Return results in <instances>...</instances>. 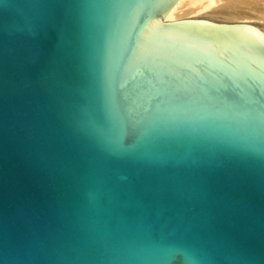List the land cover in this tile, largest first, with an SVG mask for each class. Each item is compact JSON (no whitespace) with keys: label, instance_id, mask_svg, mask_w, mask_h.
<instances>
[{"label":"water","instance_id":"obj_1","mask_svg":"<svg viewBox=\"0 0 264 264\" xmlns=\"http://www.w3.org/2000/svg\"><path fill=\"white\" fill-rule=\"evenodd\" d=\"M178 0H0V264H264V32Z\"/></svg>","mask_w":264,"mask_h":264},{"label":"bare ground","instance_id":"obj_2","mask_svg":"<svg viewBox=\"0 0 264 264\" xmlns=\"http://www.w3.org/2000/svg\"><path fill=\"white\" fill-rule=\"evenodd\" d=\"M208 11H212L210 15L223 13L232 21H237L235 20L237 18L240 21L214 22L200 16L201 13ZM253 19L264 22V0H178L164 17L162 23L180 20H207L219 24H248L264 32L260 26L249 21Z\"/></svg>","mask_w":264,"mask_h":264},{"label":"rangeland","instance_id":"obj_3","mask_svg":"<svg viewBox=\"0 0 264 264\" xmlns=\"http://www.w3.org/2000/svg\"><path fill=\"white\" fill-rule=\"evenodd\" d=\"M246 10H248V9H246ZM211 12L212 11L203 12L200 14V16L203 18L209 19L211 21H214V22H224V21L238 22V21H240V20H238V18L235 19L237 21H232L231 19L227 18V16L223 13H218V14L215 13V14L210 15ZM249 21L255 23L257 26H260L264 30V22L257 20V19H253V20H249Z\"/></svg>","mask_w":264,"mask_h":264}]
</instances>
